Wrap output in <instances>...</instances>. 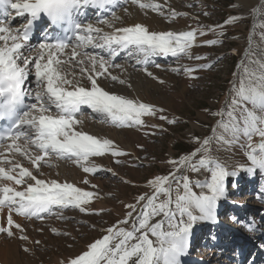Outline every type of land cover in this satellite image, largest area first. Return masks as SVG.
<instances>
[{
    "label": "snow or ice",
    "instance_id": "snow-or-ice-1",
    "mask_svg": "<svg viewBox=\"0 0 264 264\" xmlns=\"http://www.w3.org/2000/svg\"><path fill=\"white\" fill-rule=\"evenodd\" d=\"M131 2L142 9L160 8L152 2ZM115 3L116 0H0V215L7 209L0 234L17 238L19 233L20 240H28L14 214L43 219L42 214H51L53 208L88 211L85 205L91 203L95 193L67 181L42 178L43 167H52L53 159L71 161L84 173L95 174L104 169L92 158L106 153L113 157L124 155L111 139L78 129L82 121L77 117L83 106L115 127L143 125L142 117L156 112L150 104L111 93L99 85L101 77L125 83L109 71L120 67L114 60L121 52L135 56L137 64L147 65L154 55L176 57L188 53L197 33L206 34L202 26L173 32L150 31L140 23L116 27L107 18L98 19L96 24L84 21L86 8L106 9ZM9 17H26L27 23L23 28H13ZM42 17L54 35L38 48L29 47L32 27ZM237 19L231 17L226 23ZM259 27L264 29V23ZM259 39L260 44L253 50L249 37L246 62L240 65L242 72L234 73L239 76L238 82L232 83L224 104L212 113L219 117L212 135L202 141L195 138L199 147L169 161L173 172L150 179L147 184L151 193H143L134 204H126L130 211L122 220L57 264H181L194 225L198 221H215L217 202L225 196L226 178L237 174L212 155V143L238 145L250 162L247 168L240 167L249 173H264V31L259 33ZM89 48L101 49L108 58L87 51ZM144 71L153 76L147 67ZM30 76H34L35 89L26 86ZM84 78L90 86L81 83ZM189 171L210 175L192 182L188 175H181ZM83 183H89L87 178ZM22 251L30 253L32 249L24 245Z\"/></svg>",
    "mask_w": 264,
    "mask_h": 264
},
{
    "label": "rangeland",
    "instance_id": "rangeland-1",
    "mask_svg": "<svg viewBox=\"0 0 264 264\" xmlns=\"http://www.w3.org/2000/svg\"><path fill=\"white\" fill-rule=\"evenodd\" d=\"M166 1L141 0L143 3L152 2L160 5L157 10L142 9L132 2L124 5L123 8L133 6L141 12L146 11L147 14L155 16L162 31H188L202 26L206 34L201 36L197 33L196 40L199 42L197 45L193 44L188 53L181 54L168 63L157 64L159 69L149 68L151 69L149 72L154 70L151 72L153 76H148L146 72L144 75L141 74L140 67L129 62L135 67L131 68L133 73L124 79L125 83L114 81L113 84H108L111 91L117 93L122 91L132 93L133 85L139 95L137 97L133 92L134 99L156 108L154 115L142 117L143 125L115 128L102 122L98 116L88 114L89 117L85 116L89 122H92L94 129L98 128L102 133L110 134L111 136L108 134L105 136L111 139L124 155L113 157L110 153H106L101 157L92 158L96 165L104 169L95 174L84 173L71 161L67 164L78 169L82 173L81 176L87 178L89 183L83 184L84 190L94 191L95 199L101 201L106 208L96 211L93 205H85L87 212L71 207L55 208L45 219L34 223L26 222L23 234L28 237L27 241L20 240L19 234L17 238H9L5 234L7 264H57L63 257L81 251L88 243L102 237L106 228L124 218L130 211L125 207L126 204H134L141 194L151 193L152 189L147 184L150 179L157 175H168L175 170L169 161L178 160L181 156L191 153L199 147L195 138L202 141L212 133V128L219 119L212 113L222 107L227 90L235 78L236 65L246 48L253 8L251 4H236L235 0ZM125 12H127L126 8L123 13ZM173 12L176 13L175 16L172 15ZM259 12L261 18L254 32L251 45L253 50L260 44L259 33L264 31L259 27L264 23V1L260 5ZM231 17L238 19L226 23ZM111 19L112 17L110 21ZM115 21L119 22L114 19ZM212 40L217 42L206 43ZM185 68H192L195 71L187 73L183 70ZM173 69L180 70L173 71ZM241 72L240 67L239 74ZM154 76L157 79H154ZM101 82L103 84L104 80ZM161 116L166 119H161ZM169 121L173 122L169 123ZM211 147L212 155L218 157L230 171H236L240 165L247 166L246 160L242 159L237 151V145L228 147L213 142ZM185 174L192 182L202 181L210 175L204 171L200 173L189 171ZM245 176L244 184L241 185L243 189L230 192L226 197L228 202L237 200V195L254 193L252 189L246 188L250 183L245 182L247 181L245 178L249 177ZM258 176L256 184L264 186V178L259 174ZM49 177L55 179L57 174L50 172ZM234 178L235 176L226 178L225 186L228 190L233 188ZM251 202L252 208L264 207V196L259 201L252 199ZM259 209L264 210V208ZM53 229L56 231L54 232ZM24 245L32 251L24 253L22 251ZM195 253L197 251L194 249L192 255L194 256Z\"/></svg>",
    "mask_w": 264,
    "mask_h": 264
},
{
    "label": "bare ground",
    "instance_id": "bare-ground-1",
    "mask_svg": "<svg viewBox=\"0 0 264 264\" xmlns=\"http://www.w3.org/2000/svg\"><path fill=\"white\" fill-rule=\"evenodd\" d=\"M235 1H236V4H246V5H250L251 4V6L253 8L252 21H251V24H250V27H249V31L247 33L246 48L242 52V56H241L240 61L238 63V68L236 70V74H239L240 65L245 60V51H246V49L249 48V37L250 36L252 37V43H253L254 32H255V29H256V27H257V25L259 23V20L261 18V15H260V12H259V8H260L261 3L264 0H235ZM121 2L122 3L125 2V5H127L128 3L131 2V0H121ZM122 8H123L122 6L118 7L117 11L115 12V16L120 18V20H118L119 22H116V21L114 22L113 15L111 16L112 17L111 21H113V23L115 24L116 27H124V26L133 25V24H136V23H140V24L146 25L149 28L150 31H162L161 28L159 27V25H160L159 21L155 18V16H153L151 14H147L148 12H146V11L145 12H141V11L138 10L137 7L134 8L133 6H126L125 8L127 9V12H125V14H124L123 12H124L125 8H123V9ZM124 15H126V17H123ZM12 16H15L14 11L12 12ZM111 17H109L108 19L110 20ZM20 18L22 19V17H18V18L16 17L15 20L13 22H11V26L13 28H22V25H21V22H20ZM11 19H12V17L9 18V20H11ZM89 22H91L93 24H96V22L94 20H91ZM98 26L104 28L105 31H111V29H108L104 25H98ZM178 32H180V31H178ZM198 42H199L198 40H195L194 45H197ZM38 46H39V44H37V45L32 44L29 47L38 48ZM87 51L93 52V53H97V54H100V55H104L105 58H108V56H107L108 53L103 52L101 49H91V48H89V49H87ZM120 54H123L124 57L117 56L115 58V60H114V63L120 65V67L111 68V69H109V71H110V73L112 75L118 76L119 78H121L123 80L126 77L130 76V74L133 73L132 72L133 70L131 69L132 67H135V66L140 67L141 74L143 73V75H144L145 74V71H144L145 67H147V71L148 72L151 70L149 68L159 69L160 67H150V66H157V64L161 65L163 63L165 64L166 62H164L162 59H167V62H168L171 59H174V58H176V57L181 55L180 54V55H178L176 57H173L171 55H168V56L154 55V56H152L150 58L149 63L147 65H142V64H137L136 60H135V56H131L130 57L127 52H121ZM121 59H123V61L120 62ZM129 62H133V64H135V66H133V64H129ZM152 71L154 72L153 69H152ZM145 77H147V76H145ZM150 78L152 80V77H150ZM102 80H104L103 84L101 82ZM134 80H136V78ZM137 80H139V79H137ZM140 81H141V79H140ZM234 81L238 82V75H235V78L232 81V83ZM113 82L114 81L111 80L110 77H108V78L101 77L98 80L99 85L101 87H103L105 90H107V91H109L111 93L121 94V95H124L126 97L134 99V96H133V92H134L135 93L134 95L139 97L138 91L135 88V86H133V85H132V88H133L132 89V93L131 92L129 93L128 91H122V92H119V93L112 92L110 87H108V84H113ZM81 83H83L85 85H89V82L87 81L86 78L82 79ZM232 83H231V85L228 88V92H227L226 97L224 98V102H225L226 98L228 97V93H229V91H230V89L232 87ZM26 86H28L31 89H35L36 86H35V83H34V76H30L29 77V81L26 82ZM130 87H131V85H130ZM136 87H138V85ZM224 102L222 103V105L224 104ZM84 107H85L84 112L77 117L79 120L82 121V124L78 126V129L79 130H83L84 132H87L89 134L96 135L98 137L107 138L105 136V134H108V133H102L98 128H95L97 130L96 131L94 129V126H93L92 122H89L86 119L87 117H85L86 114L91 115V116H93V115L97 116V115L95 113H93L91 111V109H88L86 106H84ZM108 124H110V123H108ZM113 127H115V126H113ZM115 128H118V127H115ZM211 135H212V133L208 137H210ZM108 136H111V135L108 134ZM255 139H258V138H255ZM237 151L240 153V157L242 159L246 160V162H247V166H245L244 168H247L248 166H250V162L247 161V157L245 155V151L243 149H241L238 145H237ZM68 162L69 161H67V160H54L53 159L51 161L52 167L48 168L47 165H45L43 167L42 170L45 173V176L42 177V178L52 179V178L49 177V173L50 172H52V173L55 172L56 174L59 173V175H57V178H55L59 182L67 181V182H70V183H74L76 186L84 189L83 188V184H84L83 180L85 179L84 176H81L82 173L78 169H75L73 167H69V165H67V164H69ZM24 163H25V166L31 167V165L28 164L27 161H24ZM236 173L237 174L235 175V178H236V182L237 183L235 185V188L233 187L235 189V191L236 190L240 191V190L243 189L242 188L243 186H241V185L244 184L243 183L244 182V177L243 176L246 175V174L249 177H248L247 181H245V182L250 183V184L252 182L253 183L256 182V180H257L256 175L258 176V174L261 177L264 178V173L260 172L259 170H256L253 173H249L248 171L242 169L241 167H238L237 170H236ZM184 174L185 173H181V175H184ZM233 188L231 190H228L226 188V186H225V196L217 202L216 212L218 210L221 211V208H223L224 206H226V204H228V200H227L226 197L230 194V192L232 193L234 191ZM195 190L199 191V189H195ZM256 191L258 193H262L261 197H259V198H263L264 193L257 186H256ZM93 193H95V192L93 191ZM95 197H96V195L92 199L91 203L86 205V206H92L93 205V207H95L96 211L105 209L106 206L101 201H98V199H95ZM236 198H237V200L235 201V205H233L232 208H234V210H235V215L239 216V218L241 219L240 220L241 221L240 222L241 223V225H240L241 228L242 227L244 228V229H240V228L239 229L237 228V229L240 230L241 234H244V235H247V236H251L252 238L264 240V237H263V235H264V210L260 211L261 209H259V210L257 209V211H255L256 208H254V207L252 208L253 204H252L251 200L253 198H255L252 195H249V194H246L244 196L243 195H237ZM238 207H240V208H238ZM257 208H264V207L258 206ZM53 209H55V208H53ZM49 215H51V214H42L43 219H45ZM13 218H14V220L17 223H20L23 226V228H24L26 222L34 223L35 220L36 221L41 220L40 218H36V217L25 218V217H21V216L15 215V214L13 215ZM6 220H7V209H5L4 213L2 215H0V223L6 224ZM213 222H215V221H198L194 225V227L192 229V233H191L190 239H189V246H188L187 252H186L185 255H183L180 258L181 264H236L237 263L235 251L234 250L232 251V249L235 246H237V244L234 246V243L229 240V236L226 237L225 232H223L224 235H225L224 237H222V233L219 234V236L221 238V245H217V243H216V242H219V238L218 237H216L215 241L210 242V243H212L211 245L209 243H206L207 241H205L204 243H201V242L198 243L197 240H196L197 238L195 239L194 236L200 235L204 230H206V228L208 226L212 227L214 225ZM244 222H247V225ZM250 224L253 225V228H251V229L249 228ZM231 233H233V232H231ZM4 237H5V234H0V264H7L8 263L7 262V258L8 257L6 255V251H7L6 250V246L7 245L5 243ZM212 239H214V237H212ZM240 240H242V239L240 238ZM195 241L199 245L196 247L197 248L196 251H198V252L195 253V258H193L191 256V253H192V250H191L192 245L191 244L192 243L195 244ZM262 249H264V247H262Z\"/></svg>",
    "mask_w": 264,
    "mask_h": 264
},
{
    "label": "water",
    "instance_id": "water-1",
    "mask_svg": "<svg viewBox=\"0 0 264 264\" xmlns=\"http://www.w3.org/2000/svg\"><path fill=\"white\" fill-rule=\"evenodd\" d=\"M239 63V62H238ZM238 63H237V65H236V68H235V71L237 70V68H238ZM236 73V72H235ZM228 91V90H227Z\"/></svg>",
    "mask_w": 264,
    "mask_h": 264
}]
</instances>
